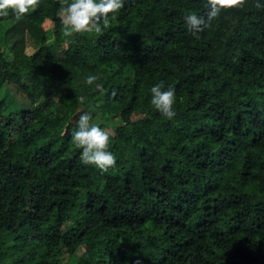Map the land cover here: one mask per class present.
I'll use <instances>...</instances> for the list:
<instances>
[{
	"label": "trees",
	"instance_id": "16d2710c",
	"mask_svg": "<svg viewBox=\"0 0 264 264\" xmlns=\"http://www.w3.org/2000/svg\"><path fill=\"white\" fill-rule=\"evenodd\" d=\"M59 5L0 17V89L20 100L0 98V264H264V0L199 33L183 18L206 0H125L71 36ZM83 112L109 133L108 171L79 161Z\"/></svg>",
	"mask_w": 264,
	"mask_h": 264
},
{
	"label": "clouds",
	"instance_id": "9594fccd",
	"mask_svg": "<svg viewBox=\"0 0 264 264\" xmlns=\"http://www.w3.org/2000/svg\"><path fill=\"white\" fill-rule=\"evenodd\" d=\"M38 0H0V17H7L9 10L12 14L21 15L37 6ZM125 0H60L56 12L60 18L62 30L66 35L73 33H100L107 27L110 15L115 16L124 6ZM226 5H242V0H206L204 16L188 13L184 23L189 32L199 33L208 22L216 18ZM99 75H88L83 83L94 85L101 90L102 84L97 83ZM150 104L161 115L171 119L175 116V87H165L164 81L153 84L150 89ZM82 102L84 97L79 98ZM89 112H83L71 132V140L80 149L79 161L83 165H91L100 171H108L115 166L116 156L108 150L109 133L105 128L91 122Z\"/></svg>",
	"mask_w": 264,
	"mask_h": 264
},
{
	"label": "rangeland",
	"instance_id": "374dc122",
	"mask_svg": "<svg viewBox=\"0 0 264 264\" xmlns=\"http://www.w3.org/2000/svg\"><path fill=\"white\" fill-rule=\"evenodd\" d=\"M27 51L28 52H31L32 51V47L31 46H28V48H27ZM0 98H2V99H4L5 100V102L7 103V107H8V109L9 108H13V109H15V108H18V106H19V104H20V100H19V98L16 96V94L13 92V91H11V90H9L8 88H6V87H2L1 89H0ZM8 109H7V111H8ZM100 122V120L99 119H96L95 121H94V123H99Z\"/></svg>",
	"mask_w": 264,
	"mask_h": 264
}]
</instances>
